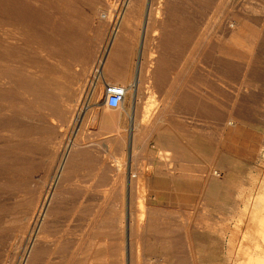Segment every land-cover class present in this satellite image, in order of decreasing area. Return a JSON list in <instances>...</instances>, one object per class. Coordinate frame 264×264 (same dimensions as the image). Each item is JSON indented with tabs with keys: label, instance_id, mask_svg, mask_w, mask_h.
Listing matches in <instances>:
<instances>
[{
	"label": "rangeland",
	"instance_id": "rangeland-1",
	"mask_svg": "<svg viewBox=\"0 0 264 264\" xmlns=\"http://www.w3.org/2000/svg\"><path fill=\"white\" fill-rule=\"evenodd\" d=\"M148 2L161 8L158 17L148 19ZM115 80L129 93L111 109L104 83ZM115 111L120 135L108 130ZM71 142L84 147L71 160L84 164L37 264H174L157 225L127 242L130 176L164 223H200L180 264H237L233 250L251 246L242 212L264 195V0H0V264H27L38 233L28 219ZM171 148L176 158L160 161ZM184 177H192L190 189ZM115 185L118 207L101 211L99 235L90 238L97 211L80 202L86 193L105 199Z\"/></svg>",
	"mask_w": 264,
	"mask_h": 264
},
{
	"label": "bare ground",
	"instance_id": "bare-ground-1",
	"mask_svg": "<svg viewBox=\"0 0 264 264\" xmlns=\"http://www.w3.org/2000/svg\"><path fill=\"white\" fill-rule=\"evenodd\" d=\"M151 2L150 3L148 2V4H149V6L147 8L148 9L147 10L148 11V19H151L152 15L158 17L161 13L160 7L156 8V9H151ZM148 4H146V5H148ZM117 42H118V35H116V36L114 35L112 42L107 44L105 57L103 58V60L100 63V66H99V69L102 70V73H100L101 75L105 74L107 69H108L112 50H113V48H115ZM144 53H145V49L143 48L140 52L139 64H138V69H137V77L135 76V79L132 81V96H133V101H134L133 102L134 107H133V111L131 113V117H132V120H134V121L136 120L135 106H137V104L139 103V99H140V89H139L140 85H139V83L141 82V75H142V71H143L144 65H145ZM150 60H151V64L154 65V61H156V57L153 56L150 58ZM150 68H153V67L150 66ZM120 81L121 80H115L114 82L116 84H113V85H119L125 89V98H124V101H125L126 97L128 96V93H129V88H128L126 82H120ZM149 83H151V82H149ZM105 84L106 83H104V85ZM150 87H151V90L155 93L156 90H154L155 88L152 85V83H151ZM102 94H103V92H102ZM104 102H105V105L107 106L105 96H104ZM123 102H122V104H123ZM122 104L120 106H122ZM107 109L108 108H106V110ZM83 112H84V110L81 109L80 112L77 114L78 118L75 117L76 120L81 118ZM115 112H116L115 114H113L111 112L112 113L111 117H112L113 122L110 125V127H108V130L110 128V132H114L115 134L117 133L118 135H120L119 129H118V121H119L118 119H120V118L117 114V111H115ZM104 113L106 115L107 111H105ZM45 116H46V120H49V115H45ZM95 119H97L96 116H95ZM227 126H228V121L224 123V125H223L224 129H226ZM229 126L232 127V125H229ZM105 129H107L106 126H105ZM71 144H72L71 150L68 151V148H67L68 152L66 151L64 154L61 153L62 155L59 158L57 165L55 164L56 167H54L52 169V175H51V181H50L51 183L47 184L48 189L45 193V196L43 197V199L39 203V207H40L39 213L37 214V204H35V207H34L35 211L34 212L32 211V213L28 219V227H29L28 229H30V228L35 229L36 227H38V233L36 232V234H37L36 238L37 239L32 244L31 253H30L32 255H31V257H29L27 264H37L38 261L41 259V257L44 254H46V251L48 250L47 242L51 237L54 236L56 228H57L58 224L61 222L62 214H63V211L65 210L66 205H67L69 195L72 193L71 192L72 181H73L76 173L82 168V166L84 164V160H71L72 159V152H75V151L78 152V150L81 151L82 149H84V147H81V145L78 144L77 142H73V143L71 142ZM162 152H163V154L160 157V159H161L160 161L169 160L170 157L173 155L176 158V155H177L176 150L172 149V148L170 150H164ZM179 155H181V153ZM165 163H166V161H165ZM118 164H120V162ZM159 165H160V163H159ZM102 166L106 169V171L109 173V175L113 174V176H114L116 168L112 163H109L108 161H104L102 163ZM164 171H166V170H164ZM212 171H211V169H209L210 175H211ZM167 172H168V170H167ZM214 172H212V173H214ZM215 176H216V174H215ZM121 177L123 178V176H121ZM188 178L184 177L183 182H184V185L186 186V188L190 189L189 184L191 182L190 179L192 177H188ZM209 180L210 179L208 178L207 181H209ZM120 182H122V181H120ZM127 183H128L127 187L129 188V190L126 194L127 196L124 197V198H126V205H125L126 210H125V213H122V214L126 215L125 218H123V219H125V220H123V222H124V227H125L124 229H126L127 235H125V234L124 235L126 236L127 242L129 244L133 243L135 236H136V231L141 233L140 235H144L147 231H150V228L152 226L155 227V225H157L155 227V229L158 232V237L162 241H165L167 245H169V248L171 249V251L173 253V258L175 261L174 264H180V251L182 249V245L184 244V241H186L188 243V246L190 247V249H192L191 247H192L194 239L198 235H200V233H201V230H200L201 227L199 226L200 223L198 224L192 218L184 219L178 223H169V224L164 223V218L166 215L165 216L162 215L163 210H154V208L151 206L152 200L149 196L150 193L147 194V192H146L147 190H145V191L141 190L139 188V184L137 185L135 183L133 176H130ZM122 184H123V182H122ZM113 190H116V185L112 186V190L109 192L108 197H106L105 199H100L98 197H92V196H89L87 198L86 196H88V193H86L85 196L82 198V200L80 202L81 204L82 203L87 204L88 206H91L93 209H96V211H97L96 217L93 220L92 227H90L89 234H87L88 237H90V238L98 237L99 234L97 232L99 231V228H100L101 211H103L105 209V207H107L111 210H115L118 207V202L116 200V197H115ZM122 193H123V190H122ZM252 205H254V206L252 207ZM125 206L123 205V207H125ZM242 213H244V214H243L242 219L240 221L238 220L239 225L240 226L245 225L246 228L248 229L249 235H248V237H246V239L251 241V246L242 247V246H240V244L242 243L241 242L239 244V246H240L239 249L236 252H235V250H233L232 253H235L236 259L239 258L237 260V264H264V195L261 194L260 196H256V197L250 199L249 202L246 204L244 212H242ZM238 218H239V216H238ZM181 219H183V218H181ZM213 227H214V225H213ZM225 227H226V225H225ZM36 231H37V229H36ZM234 235H235V233H234ZM139 238H141V237H139ZM235 238L236 237H233V239H235ZM244 238H245V236H244ZM65 242H66V239H65ZM140 246H141V244H140ZM159 247H161V246H159ZM137 252H139V251H137ZM105 254L106 253H104V255Z\"/></svg>",
	"mask_w": 264,
	"mask_h": 264
},
{
	"label": "built area",
	"instance_id": "built-area-1",
	"mask_svg": "<svg viewBox=\"0 0 264 264\" xmlns=\"http://www.w3.org/2000/svg\"><path fill=\"white\" fill-rule=\"evenodd\" d=\"M106 104L111 109H117L125 98V89L119 85L106 83L104 85Z\"/></svg>",
	"mask_w": 264,
	"mask_h": 264
}]
</instances>
